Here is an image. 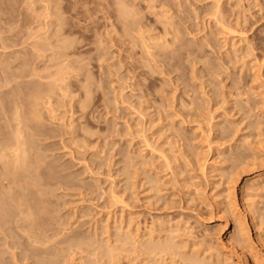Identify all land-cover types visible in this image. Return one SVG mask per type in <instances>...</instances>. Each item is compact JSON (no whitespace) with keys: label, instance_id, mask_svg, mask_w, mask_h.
I'll use <instances>...</instances> for the list:
<instances>
[{"label":"rangeland","instance_id":"374dc122","mask_svg":"<svg viewBox=\"0 0 264 264\" xmlns=\"http://www.w3.org/2000/svg\"><path fill=\"white\" fill-rule=\"evenodd\" d=\"M0 139V264H264V0H0Z\"/></svg>","mask_w":264,"mask_h":264},{"label":"bare ground","instance_id":"6f19581e","mask_svg":"<svg viewBox=\"0 0 264 264\" xmlns=\"http://www.w3.org/2000/svg\"><path fill=\"white\" fill-rule=\"evenodd\" d=\"M116 1H117V0H116ZM120 4H122V2H121ZM118 5H119V4H118ZM122 6H123V5H122ZM117 7H118V6H117ZM121 8H122V7H121ZM125 8H126V7H125ZM121 10H122V9H121ZM124 11H125V10H124ZM125 14H126V13L124 12V15H125ZM127 15H128V13H127ZM125 21H126V20H125ZM46 38H47V37H46ZM157 45H158V44H157ZM61 69H63V68H61ZM63 70H64V69H63ZM56 72H57V71H56ZM55 75H56V73H55ZM58 75H59V74H58ZM52 79H53V78H52ZM54 80H55V79H54ZM57 82H58V81H57ZM61 83H62V81H61ZM60 88H61V87H60ZM46 95H47V94H46ZM34 96H35V95H34ZM50 96H51V95H50ZM30 97H33V96H30ZM39 97H40V96H39ZM33 98H34V97H33ZM33 98H32L31 100H33ZM35 98H36V97H35ZM40 98H41V97H40ZM36 99H37V98H36ZM34 100H35V99H34ZM29 101H30V100H29ZM44 101H45V100H44ZM34 102H35V101H34ZM34 102H33V103H34ZM45 102H46V101H45ZM30 104H31V103H30ZM34 105H35V104H34ZM34 105H33V106H34ZM31 108L35 109L34 107H31ZM33 109H32V110H33ZM30 111H31V110H30ZM35 111H36V110H35ZM33 112H34V111H33ZM33 112L31 111V114H32ZM16 114H17V113H16ZM32 115H35V112H34V114H32ZM18 116H19V114H18ZM36 116H37V115H36ZM15 117H16V116H14V118H15ZM17 118H18V117H17ZM17 118H16V119H17ZM20 118H21V117H20ZM41 118H42V117H41ZM35 119H36V118H35ZM14 120H15V119H13V122H14ZM19 120H20V119H19ZM15 121H16V120H15ZM17 122H18V121H17ZM20 122H21V121H20ZM36 122H37V121H36ZM16 125H17V124H16ZM15 127H16V126H15ZM24 127H25V126H24ZM21 128H22V127H21ZM14 129H15V128H14ZM18 129H19V130H18ZM17 130H18V131H17L18 133L16 132L15 135H16V134H17V135H23V134H19V132H21V131H20V127H18ZM26 130H27V129H26ZM23 131H24V130H23ZM24 132H25V131H24ZM21 133H23V132H21ZM24 134H25V133H24ZM17 135H16V136H17ZM16 136H15V137H16ZM15 137H13V139L11 140V141H13V140H14V141L17 140V142L15 143V145L13 144L14 147H13V146H12V148L9 147L10 145H12V142H11V144H9V146H8V145H7V146H8L9 148H11V149H14V153L16 154V157H17L16 162H15V164H16V163L18 162L17 160H19V161L22 162V160H23L24 158H26V157H24V156H25V154H26L25 152H27V150H26L27 148L23 149V147L21 146L22 149L20 150V147H19L20 145H19V141H18L19 139H15ZM18 137H19V136H17V138H18ZM20 138H21V137H20ZM22 140H23V138H22ZM0 141H1V139H0ZM3 141H5V140H3ZM9 141H10V140H9ZM9 141H7V142L9 143ZM7 142H5V143H7ZM21 142H22V141H21ZM0 143H1V142H0ZM2 144H3V142H2ZM27 144H28V143H27ZM27 144H26V145H27ZM5 146H6V145H5ZM7 146H6L5 149H7ZM2 147H4V146H2ZM2 147H0V150L3 149ZM5 149H4V150H5ZM4 150H3V151H4ZM7 150H8V149H7ZM23 150H24V151H23ZM3 151H2L1 154H0V158H1L2 160L5 161V160L8 159L7 156H10V155H9L10 153H9V154L7 153V154H6L7 156H5V153L8 152V151H6V152L4 151V152H5L4 154H3ZM28 151H29V149H28ZM14 153H13V156H15ZM27 153H28V152H27ZM11 154H12V153H11ZM20 155H21V156H20ZM27 156L29 157V155H27ZM6 157H7V159H6ZM11 158H12V157H10V159H11ZM13 158H14V157H13ZM167 158H168V157H167ZM1 159H0V161H2ZM8 161H9V159H8ZM8 161H7V162H8ZM25 161H26V160H25ZM25 161L22 162V163L25 164ZM38 161H39V160H38ZM13 162H14V161H13ZM13 162H12V163H13ZM27 162H28V161H27ZM2 163H4V162H2ZM2 163H1V165H2ZM9 163H10V162H9ZM18 163L21 164L20 162H18ZM18 163H17V165H19ZM29 163H30V162H29ZM32 163H33V162H32ZM32 163H31V165H32ZM34 163H36V162H34ZM7 164H8V163H7ZM38 164H39V163H38ZM10 165H11V163H10ZM26 165L28 166V164H25V166H26ZM36 165H37V164H36ZM39 165H40V164H39ZM3 166H4V168H5L6 165L3 164ZM15 166H16V165H15ZM15 166H14V167H15ZM19 166H20V165H19ZM21 166H22V164H21ZM1 167H2V166H1ZM7 167H9V166H7ZM11 167H12V166H11ZM11 167H10V168H11ZM34 167H35V166H34ZM4 168H3V169H4ZM10 168H9V170H8L9 172H10ZM15 168H16V167H15ZM17 168H19V167H17ZM21 168H22V167H21ZM21 168H19V169H21ZM24 168H26V167H24ZM24 168H23V169H24ZM29 168H30V167H29ZM3 169L1 170V168H0L1 171H3ZM31 169H32V166H31ZM34 169H36V168H34ZM34 169H33V170H34ZM6 170H7V168H5V171H6ZM13 170H14V168H13ZM16 170H17V169H16ZM28 170H29V169H28ZM28 170H27V172L29 173ZM37 170H38V168H37ZM14 171H15V170H14ZM30 171H32V170H30ZM34 171H35V170H34ZM25 172H26V171H25ZM2 173H3V172H2ZM2 173H0V174H2ZM4 173H5V172H4ZM10 173H11V172H10ZM10 173H9V174H10ZM13 173H14V172H13ZM17 173H18V171H17ZM5 174H6V173H5ZM11 174H12V173H11ZM20 174H23V173H20ZM30 174H31V173H30ZM3 175H4V174H3ZM7 175H8V174H7ZM26 175H27V174H26ZM37 175H38V178H37V179L40 181V179H39V174H37ZM0 176H1V175H0ZM4 176H6V175H4ZM11 176H12V175H11ZM13 176H15V174H14ZM19 176H20V175H19ZM30 176H31V175H30ZM22 177H23V176H22ZM22 177H21V179H24V178H22ZM33 177H34V175H33ZM4 178H5V177H4ZM12 178H13V177H12ZM16 178H17V176H16ZM0 179H1V177H0ZM9 179L11 180V178H9ZM25 179L28 180L29 177H28V178L25 177ZM32 179H33V178H32ZM37 179L35 178L36 181H37ZM1 180L4 182L3 179H1ZM18 180H19V179H18ZM13 181H14V183H16V182H15L16 180H13ZM19 181H20V180H19ZM28 181H30V180H28ZM6 182H7V181H6ZM9 182H10V181H9ZM22 182H23V181H22ZM25 182H26V181H25ZM31 182H34V181H31ZM0 183H1V182H0ZM7 183H8V182H7ZM7 183H6V184H7ZM11 183H12V182H11ZM37 183L40 185L39 182H37ZM37 183H36V184H37ZM6 184H5V186H6ZM20 184H21V182H20ZM28 184H30V182H28ZM28 184H27V186H28ZM33 184H35V183H33ZM2 185H3V183H2ZM2 185H0V187H1ZM9 185H10V184H9ZM16 185H19V183H17ZM16 185H15V186H16ZM23 185H24V184H23ZM30 185H32V184H30ZM41 185H42V184H41ZM12 187H13V186H12ZM32 187H33V186H32ZM35 187H36V186H35ZM3 188H5V187H3ZM6 188H7V187H6ZM26 188H27V187H26ZM39 188H40V187H39ZM37 189H38V188H37ZM5 190H6V189H5ZM1 191H3V190H1ZM40 191H41V190H40ZM40 191H39V192H40ZM14 192H16V191H14ZM18 192H19V191H18ZM18 192H16V193H18ZM35 192H36V191H35ZM0 193H4V192H0ZM6 193H7V192H6ZM20 193H21V192H20ZM37 194H38V193H37ZM1 195L4 196V198H5V194H1ZM14 195H15V194H14ZM22 195H23V193H22ZM22 195H21V196L19 195V196H20V197H23ZM17 196H18V194H17ZM20 197H19V198H20ZM1 198H2V197H1ZM6 199H7V197H6ZM6 199H5V201H6ZM20 199H21V198H20ZM22 199H23V198H22ZM24 199H25V197H24ZM15 200H16V199H15ZM17 200H18V199H17ZM17 200H16V202H17ZM26 200H27V199H26ZM29 201H30V200H29ZM41 201H42V200H41ZM2 202L4 203V201H2ZM2 202H1V204H2ZM6 202H8V201H6ZM22 202H23V201L21 200L20 203H22ZM26 202H27V201H26ZM26 202H25V203H26ZM38 202H39V201H38ZM13 203H14V201H13ZM13 203H12V204H13ZM20 203H18V204H20ZM25 203H23V205L20 204V205H22V206H19V205H18L19 208H20V207H23ZM27 203H28V202H27ZM4 204L6 205V203H4ZM15 205H17V204H14V206H15ZM28 205H30V203H29ZM2 206H3V204L1 205V207H2ZM1 207H0V208H1ZM5 207H6V206H5ZM5 207L3 206L1 209H3V208H4V209H3V210L0 209V210H1V211L6 210ZM9 207H12V206H9ZM15 207H17V206H15ZM24 207H25V206H24ZM30 207H31V206H30ZM30 207H29V208H30ZM7 208H8V207H7ZM19 208H17V209L20 211ZM11 209H12V208H11ZM11 209H10V210H11ZM17 209H16V210H17ZM26 209H27V208H26ZM26 209H25V208H24V209L22 208V211L24 210V212H26V211L28 212L29 210H26ZM31 209H32V207L30 208V211H32ZM38 209H39V208H38ZM7 210H8V209H7ZM13 210H14V209H13ZM8 211H9V210H8ZM14 211H15V210H14ZM22 211H20V212H22ZM35 211H36V210H35ZM10 212H11V211H10ZM1 213H2V212H1ZM1 213H0V214H1ZM5 213H6V212H5ZM16 213H18V212L16 211ZM12 214H14V213H12ZM20 214H22V213H20ZM26 214H27L26 216H27L29 219H30V218L32 219V214H33V212H28V213H26ZM4 215H5V214L3 213L2 217H4ZM23 215H24V213H23ZM34 215H35V214H34ZM0 216H1V215H0ZM6 216H7V214H6ZM15 216H16V215H15ZM17 216H18V214H17ZM17 216H16V218H17ZM37 216H38V215H37ZM37 216H36V217H37ZM2 217H1V218H2ZM8 217H11V216H10V213H9V216H8ZM19 217H20V215H19ZM21 217H22V215H21ZM36 217H35V218H36ZM4 219H5V217H4ZM17 219H18V218H17ZM19 219H20V218H19ZM31 219H30V220H31ZM36 219H37V218H36ZM2 220H3V219H2ZM2 220H1V221H2ZM10 220H11V219L9 218V221H10ZM11 221H12V220H11ZM46 221H49V220L47 219ZM15 222H19V221L17 220V221H15ZM15 222H14V223H15ZM6 223H8V222L6 221ZM34 223H35V222H34ZM44 223H45V222H44ZM44 223H43V224H44ZM1 224H2V223H1ZM4 224H5V223H4ZM15 224H16V223H15ZM26 224H27V223H26ZM17 225H18V224H17ZM35 225H36V224H35ZM37 225H38V223H37ZM20 226H22V225H20ZM23 226H24V225H23ZM32 226H34V225H32ZM17 228H18V226H17ZM19 228H20V227H19ZM23 228H24V227H23ZM25 228H26V227H25ZM25 228H24V230H25ZM35 228H36V226H35ZM33 229H34V227L32 228V230H33ZM34 230H35V229H34ZM24 233H25V232H24ZM25 234H26V233H25ZM27 234H28V233H27ZM32 236H33V235H32ZM34 237H35V236H34ZM33 239H34V238H33ZM34 240H36V239H34ZM143 240H144V239H143ZM38 241H39V240H38ZM141 242H142V241H141ZM34 245H35V244H34ZM123 245H124V244H123ZM146 246H147V245H146ZM159 246H160V245H159ZM151 247H152V245H151ZM147 248H148V247H147ZM149 248H150V247H149ZM149 248H148V250H149ZM157 248H158V247H157ZM160 248H161V247H159V249H160ZM151 249H153V248H151ZM136 250H137V249H136ZM163 250H164V249H162V251H163ZM146 251H147V250H146ZM150 251H151V250H150ZM139 253H140V252H139ZM165 253H166V252H165ZM153 255H154V254H153ZM113 256H114V255H113ZM150 259H151V258H150ZM162 259H163V258H162ZM219 261H220V260H219Z\"/></svg>","mask_w":264,"mask_h":264}]
</instances>
